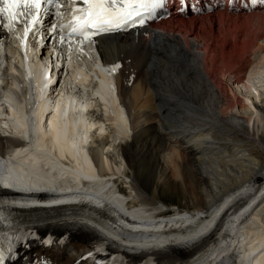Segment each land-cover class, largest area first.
I'll use <instances>...</instances> for the list:
<instances>
[{"label":"bare ground","instance_id":"obj_1","mask_svg":"<svg viewBox=\"0 0 264 264\" xmlns=\"http://www.w3.org/2000/svg\"><path fill=\"white\" fill-rule=\"evenodd\" d=\"M96 49L106 64L121 65L114 76L116 94L112 89L106 106L103 97V106L86 96L73 97L78 85L94 77L76 69L81 79L73 74L65 83L62 80L61 88L69 94L62 92L55 103L46 96L36 114L31 112L37 118L33 125L22 124L16 133L0 130L1 156L5 144L29 141L14 156L8 152L6 161L22 166L36 154L50 155L53 161L44 164L62 167L61 159L68 160L62 168L66 181L75 180L70 188L86 194L71 206L17 210L28 218L22 227L42 237H65L30 246L22 254L30 259L42 255L53 264H94L97 251L109 260L118 255L125 264H264V92L257 94L263 103H256L244 83L253 60L264 61V14L218 12L170 19L145 31L102 37ZM41 59L38 53L29 54L27 65L33 86L46 95L52 79L46 77ZM22 65L15 85L4 86L0 94V127L13 128L12 120L29 113L25 94L30 79L25 61ZM89 108L93 109L87 112L83 142L74 157L63 148L67 146L63 139L60 143L57 129L60 120L85 118ZM49 111L52 116L46 123L43 117ZM96 127L98 133L93 131ZM145 168L156 185L172 191L179 183L194 202L163 209L157 189V196H152L141 186ZM50 187L61 190L55 181ZM54 191L37 194L41 190L32 185L11 187L8 194L44 198ZM141 234L155 238H127Z\"/></svg>","mask_w":264,"mask_h":264},{"label":"snow or ice","instance_id":"obj_2","mask_svg":"<svg viewBox=\"0 0 264 264\" xmlns=\"http://www.w3.org/2000/svg\"><path fill=\"white\" fill-rule=\"evenodd\" d=\"M69 2L73 5L77 4V0H69ZM79 3L83 6L73 7L74 14L69 25L52 24L49 30L50 37H55L58 44L63 45L67 40L70 50L75 37L80 38L78 45L82 46L84 43L95 45L94 38L98 35L144 27L147 18L151 17L157 8L162 7L165 0H79ZM61 6L62 0H0V16L7 21L2 25L4 29L11 31L16 24L25 22L23 37L19 39L21 51L24 53L26 73L28 70L25 43L29 33L42 21L47 23L44 17L50 20L54 15H60V13H52L51 9H58ZM65 27H69L70 30L61 34ZM120 67L119 63L109 66V74H115ZM3 259V253L0 252V264Z\"/></svg>","mask_w":264,"mask_h":264},{"label":"rangeland","instance_id":"obj_3","mask_svg":"<svg viewBox=\"0 0 264 264\" xmlns=\"http://www.w3.org/2000/svg\"><path fill=\"white\" fill-rule=\"evenodd\" d=\"M253 61H254V64L251 67L246 68V70L244 72V77H245L244 83L246 84L245 86L249 87L248 90L250 92H249L248 96L250 95L251 99L253 101L260 104V103H263V100H262V102H260L261 99H259L257 94H258V92H261V91L264 92V61L259 62L255 59ZM234 87L235 86H231V89L235 91L236 89ZM238 89L242 90L243 86H239ZM244 89L242 90V92L246 91ZM243 94H246V93H243ZM145 124L151 125V123H149V122H145ZM151 137L152 136L149 135L148 139H152ZM130 158L132 161L134 160V156H131ZM147 168L152 169L151 166H149ZM147 168H145L143 170V173L142 172L140 173L139 179L141 181V186H142V188L146 189L147 192L152 196H157L154 193V191L157 189V191L159 193L158 196L159 195L161 196L160 199L164 203L163 207H162L163 209L167 208V209L172 210L173 207L177 208V207H181V206L191 205L192 202H194L193 195L190 192L184 193L182 191L183 185H181L179 183L175 185L176 187H174V189L172 191L170 190L169 187H166V186L163 187L162 184L156 185L157 181H154V178L149 177L151 175H148V169ZM160 205H162V204H160ZM69 242L72 244V246H75L77 248L80 247L79 245H77V243L74 240H72V241L70 240Z\"/></svg>","mask_w":264,"mask_h":264}]
</instances>
